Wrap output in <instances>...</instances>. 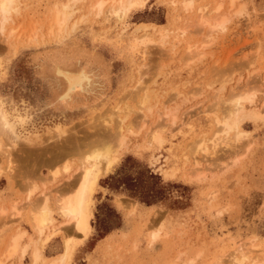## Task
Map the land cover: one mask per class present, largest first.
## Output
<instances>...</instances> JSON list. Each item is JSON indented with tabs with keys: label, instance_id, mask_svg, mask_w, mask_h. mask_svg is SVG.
Instances as JSON below:
<instances>
[{
	"label": "rangeland",
	"instance_id": "374dc122",
	"mask_svg": "<svg viewBox=\"0 0 264 264\" xmlns=\"http://www.w3.org/2000/svg\"><path fill=\"white\" fill-rule=\"evenodd\" d=\"M97 1L17 0L19 11L0 31V108L24 118L18 132L31 142L1 144L0 264H32L35 247L49 264L67 239L68 264L264 263V0H192L189 10L181 0H134L119 22L105 15L113 1L100 15ZM65 5L72 12L59 29L55 12ZM220 19L223 29L204 23ZM140 24L153 28L154 43L135 54L125 39L141 37ZM56 66L84 68L91 85L61 100L66 84ZM235 96L250 97L241 102L245 114L237 130L218 135L217 118L234 109ZM167 110L175 124L172 114L163 120ZM120 120L124 144L104 167L100 158L89 236L62 226L56 212L60 232L35 234L30 204L70 194L83 159L111 142L105 125L114 133ZM153 133L163 142L153 143ZM203 136L211 139L208 155L196 151ZM13 204L21 216L11 215ZM24 231L8 257L9 241Z\"/></svg>",
	"mask_w": 264,
	"mask_h": 264
},
{
	"label": "bare ground",
	"instance_id": "6f19581e",
	"mask_svg": "<svg viewBox=\"0 0 264 264\" xmlns=\"http://www.w3.org/2000/svg\"><path fill=\"white\" fill-rule=\"evenodd\" d=\"M72 1H77V0H72ZM111 1H113V5L109 9L110 11L108 10L107 13L106 14L103 13V15L104 14L108 15V16L109 15L110 16L115 15L114 17H116L118 19L117 22H119L120 19L124 20V18L127 15H129L128 13H129V10H130L131 6H133L135 4L134 0H111ZM69 2H67V3H69ZM108 3H109V1H108ZM180 3L182 4V6L186 10L191 9L192 6H193L192 0H181ZM105 4H106L105 0H98L96 2L95 8L97 9L99 15L101 14L102 9L104 8ZM16 5H17V0H0V31L1 32L5 31L4 29H6L5 28L6 23L8 21L12 20V18H11L12 13H14L16 11H19V8L17 9ZM71 6H73V5H71ZM68 8H69V5H65L63 7V9L57 10V12H55L56 13V16L54 15L55 16L54 17V21L55 22H53V23H56V25H57V27L59 29L61 27L65 26L67 24L68 20L70 19L69 13H71L72 11L68 13L67 12ZM85 8H86V6H85ZM220 9H221L220 7H217L215 12H218L217 10H220ZM55 11H56V9H55ZM97 11H95V12H97ZM85 16H86V14H85ZM97 16H98V14H97ZM210 21L211 20H207L206 22L204 21V23L206 24V26H210L211 28H214V29H220L221 27H222L221 29H223L224 25L226 23L223 19L217 20L214 23H212L213 21L212 22H210ZM82 22H84V20ZM34 25H35V27L38 26V24L36 25V23ZM56 25H55V27H56ZM70 27H71V25H70ZM16 28H19V27L16 26ZM151 28L152 27L150 25H146V24L141 25L140 24V27L137 28L138 30L137 29L136 30L143 32V35L141 37L130 36V37H127L125 39L126 42L130 44V47L132 48L131 51L133 53H135V54L138 53L141 50V47L145 46L147 43L148 44H150L152 42L154 43V41H151V36L150 35L153 34V32H150V31H152V30H150ZM11 29H14V28L11 27ZM15 29L12 30V31H14V32H12V35H13V33H15ZM10 30H9V32H10ZM22 30L26 31L27 29L23 28ZM30 31L32 32L33 30L30 29ZM9 32H8V34H10ZM68 32H69V30H68ZM56 34H57V32H56ZM59 34H58V36H59ZM55 36H57V35H55ZM164 37H165V35H164L163 31L159 32V37L158 38L162 39V41H163L164 39H166V37L165 38ZM3 40L5 41V37H3ZM10 42H12V39H11ZM5 44H6V42H5ZM8 44L10 46V43H8ZM15 46H16V44H15ZM89 71H91L90 67H89ZM55 73H56V76L62 78L64 80L65 84H66V90L62 94V96L60 98L61 100L69 101L71 99V96L73 95V93L76 91L77 88H79L80 90H85L86 88H88L91 85L90 73H87V71H85L84 68H81L79 71H72L69 68H64L62 66H56L55 67ZM147 96L148 97L146 98V95H145V97H144L145 99L143 97H142L143 99L142 98L140 99V101L143 100L142 101V105H147V106L149 105L147 102H149V98H150L149 96L150 95H147ZM147 99H148V101H147ZM251 99L254 101V99L252 97H251ZM245 100H249L250 101V97L240 98V97L235 96V98L231 102V104L233 105L234 109H232L230 111L227 110L228 112H226L227 114L223 118H219V117L217 118V123L219 124V127H221L220 129L217 130L218 135L220 134V132H224L225 134H229L232 131H235V130L238 129L239 122H240V120H242L243 114H245L244 109L242 107L243 105L241 104V102L245 101ZM119 103H120V101H119ZM140 106H141V104H140ZM125 107H126V104H124V108ZM151 107H154V106H151ZM151 107L150 108L146 107L147 111H149L148 113H151L150 112V111H152ZM116 108H117V106H116ZM116 108L114 107V109L117 112L118 110ZM118 108H119V106H118ZM124 108H122V109H124ZM125 109L122 110V113H125V112H123V111H125ZM128 109L132 110V107L128 108ZM141 109H145V108L143 107ZM141 109L139 108L138 111L141 110ZM115 110H114L113 113H115ZM139 112H142V110L139 111ZM126 113H128V110H126ZM171 114L172 115L174 114L173 111L170 112V110H167L166 113L164 114L165 116L163 115V117H162V118L165 117L163 120L165 121V119L167 120L170 117H172ZM246 114L249 116L250 113H246ZM258 114L259 113H254L255 116H257ZM247 115H245V116H247ZM176 119L177 118L175 116L172 117V120H171L172 124H175ZM24 122H25L24 118H22L20 116H15V117L14 116H10L3 108H0V150L2 148L1 144H5V143H7L8 145H14V148H15V145L18 143V141L23 142V144L25 143V145L26 144H31L30 140L27 137L22 138L23 136H20V133L18 132V127L22 126L24 124ZM122 123H123V121H121V120H120V122L118 121L117 126H116V129L118 131H116L114 133L111 132V130L108 129V127H109L108 125H105V129H104L103 133H104L105 137H107L109 139V140H107V142L111 141L113 144L110 145L111 142L108 143L107 145L105 143H103L104 147H100V148L103 149L102 151L99 150V151L96 152V150L93 149L91 151H93V153H95V152L96 153L93 154V155H90V156L88 155L87 158L83 159V161H82L83 163L81 164L82 166L80 165V167L83 168V174H82L81 179H80L81 181H79L78 184H77V182H75L77 184L76 185L77 187H75V189L72 190L73 192L69 191V192H71L69 194L68 191H67L68 195H66V196L63 195L64 197L61 195L62 197H58V198L54 199L55 201H53L54 202L53 204H49L50 197L46 194V195L42 196L43 199H41V201L32 202L30 204L31 206L28 205V206L31 207L30 210H29L30 213H28V215H29V218H30L31 226L33 227L32 229H34V232L36 231L35 234H37V235H39L41 237L44 235V237H45V235L47 236L48 232L52 233L53 230H54L53 232H55L56 230H59V232H60L61 229H57V227H55L56 225H54L55 224V219H54L53 213L56 212L55 214H58L61 218L64 219V222L62 223V226H71L72 225V226H74L75 230H77L80 233H82L83 237H88L89 236V234L91 233V229H92L91 219H92L93 194H94V191H95V185H96V181H97V175L96 174H98L96 172L98 171V169L99 170L102 169L101 168V160H100V158L102 160L103 159L104 160L105 159L109 160L110 155L113 154V153H116L115 151L113 152V150H115L117 148V146H118V148L122 147L121 144L124 142V135H125V134H123L124 133V128L122 127ZM57 127L58 128L56 130V135H59V133H61L63 129L62 128L60 129L59 126H57ZM63 132H62V134H63ZM67 132H69V130L66 131V134H67ZM109 132H111L113 134H110ZM159 135H160V133L159 134L158 133H153V135H151V137H149V138L151 139V141L153 140V143L154 142L161 143V142H163V140H162V138ZM60 136H61V134H60ZM30 137H32V136H30ZM210 140L211 139H208L205 136L202 137V140L199 142V145L196 146V151L198 152L197 154H199L200 151H202L204 153V155H208L209 154V152L211 150L210 149L211 145L209 146L208 143H209ZM117 141L120 142V144H118ZM76 142L80 143L78 141H76ZM114 143H117V144H114ZM19 145L20 144H17L18 147H19ZM26 146H28V145H26ZM114 146H115V148H114ZM53 147H55V146H53ZM56 150H58V149H56ZM94 150H95V152H94ZM9 151L10 150H8V152ZM63 155H64V153L61 154V157L59 156V157L52 158V160H50L51 162H49V163H52V162L54 164L59 163L62 160L61 158H62ZM64 157H63V159H65ZM105 162H107V160H105L104 163L102 161L103 167H104V164H106ZM99 163H100V165H99ZM199 165H200V163H199ZM70 166H71V164H70ZM65 167L68 169V166H65ZM72 182H74V181L72 180ZM72 182H71V186L75 185ZM46 196H48V197H46ZM26 201H28L27 198H26ZM13 207H14V211L12 212L11 215H13V216L14 215L21 216L20 215V211L21 210L19 211L17 209L18 206L16 207V205H14ZM1 214L2 215L6 214V209H1ZM25 233H26L25 231L21 232V233H17L16 235H14L12 240L9 241L10 242V247H8L9 249H7V251H8L7 256L8 257H11V256L15 255L18 252L19 248L21 247V240L23 239V236L26 235ZM38 241H39V239H38ZM71 241H72V239H67L65 241V243H64V251L61 254H59L58 256L53 257L49 261V264H68V261H69V258L71 256V254H72L73 246H74ZM29 244L30 243L25 244V245L23 244L24 245L22 247L23 250L19 251V252H22V254L20 253L21 255H24V253L26 252V249H27ZM36 244H37V240H36ZM32 252H33V256H32L33 257L32 258L33 259L32 260L33 263L32 264H40V263L44 264V261H42L43 258H42L41 250L37 249L35 247V249ZM190 264H192V263H190ZM262 264H264V263H262Z\"/></svg>",
	"mask_w": 264,
	"mask_h": 264
}]
</instances>
